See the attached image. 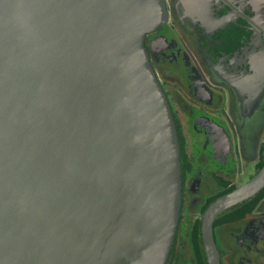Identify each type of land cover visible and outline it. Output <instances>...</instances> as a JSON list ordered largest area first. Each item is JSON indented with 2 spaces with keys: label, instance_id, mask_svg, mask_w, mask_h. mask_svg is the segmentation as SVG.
<instances>
[{
  "label": "water",
  "instance_id": "1",
  "mask_svg": "<svg viewBox=\"0 0 264 264\" xmlns=\"http://www.w3.org/2000/svg\"><path fill=\"white\" fill-rule=\"evenodd\" d=\"M226 3V2H225ZM166 0H0V264H169L181 151L146 38ZM264 189V165L201 217Z\"/></svg>",
  "mask_w": 264,
  "mask_h": 264
},
{
  "label": "flooded vegetation",
  "instance_id": "2",
  "mask_svg": "<svg viewBox=\"0 0 264 264\" xmlns=\"http://www.w3.org/2000/svg\"><path fill=\"white\" fill-rule=\"evenodd\" d=\"M174 1L166 0L168 21L165 27L147 36L146 46L170 104L179 138L182 168L179 227L184 238L187 228L197 219L193 211L198 205L201 211L226 190L239 187L236 181L248 173L246 145L242 143V149L239 147L225 87L232 88L230 81L238 76L251 77L264 69V0H188L190 4L185 5L190 7L192 16L199 14L206 23L202 30L197 22L195 35L206 55L204 61L218 67L220 64L227 70L223 77L226 82L216 80L202 68L198 53L193 51L192 39L182 30L186 24ZM263 155L264 142L254 164L255 174ZM205 183L210 194L203 199L201 191ZM215 241L221 264H264V197L244 217L223 224Z\"/></svg>",
  "mask_w": 264,
  "mask_h": 264
},
{
  "label": "rangeland",
  "instance_id": "3",
  "mask_svg": "<svg viewBox=\"0 0 264 264\" xmlns=\"http://www.w3.org/2000/svg\"><path fill=\"white\" fill-rule=\"evenodd\" d=\"M186 1L187 0L174 1L177 3L176 10L180 12V18H182L186 24V28H182V30L192 39L194 45L193 51L198 53V60H200L202 68L216 80H220L221 82L224 80V82H226V79L223 77L226 76L227 70H225L224 67L220 66V64L218 67V65L204 61L206 60L204 58L206 55L202 50L199 37L195 35L197 33L195 27L198 25L197 22H199L200 29L204 30L203 28L206 23H204L201 15L197 14L192 16V14H190V7H185V5L188 6V4H185ZM254 79L257 81L254 82ZM230 82L232 83V88L228 86L225 87V92L228 97V111L234 121L235 130H237L239 134V147L242 149V143L246 145L244 149L248 159L245 163L248 170L247 175L239 179L238 182L236 181V184L241 186L249 181L251 175H255L254 164L259 156L260 146L264 142V69L256 71L251 77L242 76L240 78V76H238L235 80L232 79ZM208 187L206 183L203 185L201 198L204 199L210 194ZM200 207L201 205H198L197 210L193 211L196 218L201 214L199 210ZM194 216H190L189 218L193 220ZM186 221L187 219L184 222Z\"/></svg>",
  "mask_w": 264,
  "mask_h": 264
},
{
  "label": "trees",
  "instance_id": "4",
  "mask_svg": "<svg viewBox=\"0 0 264 264\" xmlns=\"http://www.w3.org/2000/svg\"><path fill=\"white\" fill-rule=\"evenodd\" d=\"M264 165V155L258 165L260 169ZM233 189L226 190L223 194L231 192ZM220 195V196H221ZM264 197V189L253 198L245 201L235 207H232L221 213L214 223V235L217 238V231L223 224L233 223L244 217L248 212H251L261 198ZM215 199L205 204L201 210L200 216L191 223L187 233L183 238L182 229L178 226L175 244L171 253L169 264H207L206 254L201 235V217L210 203Z\"/></svg>",
  "mask_w": 264,
  "mask_h": 264
},
{
  "label": "crops",
  "instance_id": "5",
  "mask_svg": "<svg viewBox=\"0 0 264 264\" xmlns=\"http://www.w3.org/2000/svg\"><path fill=\"white\" fill-rule=\"evenodd\" d=\"M196 1H197V0H196ZM188 3H189V1L187 0L185 4H188ZM198 3H199V2H198ZM189 4H190V3H189ZM179 5H181V4H179Z\"/></svg>",
  "mask_w": 264,
  "mask_h": 264
}]
</instances>
